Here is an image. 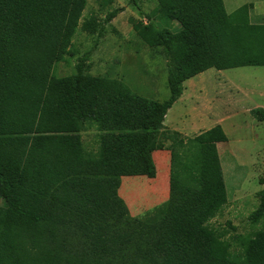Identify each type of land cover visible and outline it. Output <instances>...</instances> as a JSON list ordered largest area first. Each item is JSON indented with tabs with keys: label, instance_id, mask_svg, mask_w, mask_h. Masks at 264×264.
Masks as SVG:
<instances>
[{
	"label": "trees",
	"instance_id": "16d2710c",
	"mask_svg": "<svg viewBox=\"0 0 264 264\" xmlns=\"http://www.w3.org/2000/svg\"><path fill=\"white\" fill-rule=\"evenodd\" d=\"M156 1L161 21L181 25H135L169 59L162 102L92 75L89 54L73 74L54 73L73 56L87 0H0V264H264V228L232 241L211 224L228 203L222 125L186 137L164 124L197 75L264 66V24L251 21L249 3L228 13L224 0ZM81 27L102 30L95 17ZM251 113L264 122L263 107ZM89 130L95 150L85 147ZM159 150L171 154L169 199L134 217L122 178H155ZM258 195L253 222L264 218Z\"/></svg>",
	"mask_w": 264,
	"mask_h": 264
},
{
	"label": "rangeland",
	"instance_id": "374dc122",
	"mask_svg": "<svg viewBox=\"0 0 264 264\" xmlns=\"http://www.w3.org/2000/svg\"><path fill=\"white\" fill-rule=\"evenodd\" d=\"M87 0L80 27L73 39V56H68L54 69L63 77L75 72L80 58L89 54V72L122 80L141 96L157 101L168 99V60L161 48L149 47L135 25L143 27L153 21L159 28L173 32L181 29L177 22L161 21L153 12L156 0ZM251 4V21L264 24V0H226L225 9L233 12L244 4ZM114 18L106 22L109 15ZM95 17L101 25L99 33L82 29L86 18ZM186 94L169 110L165 126L186 137L222 125L228 141L218 144L227 185L228 203L211 224L226 237H247L264 228V218L251 220L258 208L259 191L264 189V122H259L251 110L264 108V66H244L227 70L209 69L187 81ZM85 147L97 148L95 130L83 133ZM170 159L168 150L154 153L157 167L155 178L133 176L122 178L120 196L134 217H143L168 201L170 196ZM0 205L4 201L0 197ZM238 246L234 244V248Z\"/></svg>",
	"mask_w": 264,
	"mask_h": 264
},
{
	"label": "crops",
	"instance_id": "0c3cea01",
	"mask_svg": "<svg viewBox=\"0 0 264 264\" xmlns=\"http://www.w3.org/2000/svg\"><path fill=\"white\" fill-rule=\"evenodd\" d=\"M224 3H225V6H226V0H224ZM225 6H224V7H225ZM228 13H229V12H228ZM230 13H232V12H230ZM185 90H186V85H185ZM185 90L183 91L184 93H183L182 97H181L177 102H181V101L183 100L184 95L186 94Z\"/></svg>",
	"mask_w": 264,
	"mask_h": 264
}]
</instances>
